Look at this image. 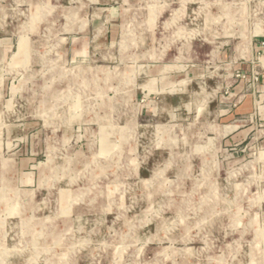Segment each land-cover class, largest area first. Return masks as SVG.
<instances>
[{"label": "rangeland", "instance_id": "obj_1", "mask_svg": "<svg viewBox=\"0 0 264 264\" xmlns=\"http://www.w3.org/2000/svg\"><path fill=\"white\" fill-rule=\"evenodd\" d=\"M0 264H264V0H0Z\"/></svg>", "mask_w": 264, "mask_h": 264}, {"label": "bare ground", "instance_id": "obj_2", "mask_svg": "<svg viewBox=\"0 0 264 264\" xmlns=\"http://www.w3.org/2000/svg\"><path fill=\"white\" fill-rule=\"evenodd\" d=\"M198 186V185H197Z\"/></svg>", "mask_w": 264, "mask_h": 264}]
</instances>
